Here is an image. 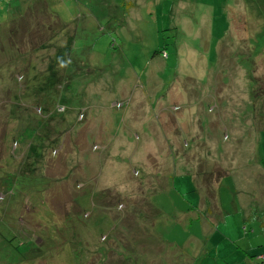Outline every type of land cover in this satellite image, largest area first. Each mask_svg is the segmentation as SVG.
Listing matches in <instances>:
<instances>
[{
	"label": "rangeland",
	"instance_id": "1",
	"mask_svg": "<svg viewBox=\"0 0 264 264\" xmlns=\"http://www.w3.org/2000/svg\"><path fill=\"white\" fill-rule=\"evenodd\" d=\"M14 1L0 0V19L27 5ZM61 1L59 12L73 19L76 44L61 74L64 82L72 80L49 82L39 93L26 45L23 56L9 49L0 62L1 81L18 87L16 97L0 88V177L18 170L21 152L13 140L21 132L51 139L49 155L60 149L43 167L51 177L43 194L30 193L48 181L41 169L0 187V264H229L234 250L243 256L242 247L260 244L259 226L244 232L235 222L252 203L264 211V0ZM65 41L55 44L65 48ZM44 68L38 72L47 76ZM13 75L27 78V91L25 79ZM13 98L23 106H13ZM22 114L27 120L19 122ZM25 122L37 130L24 128ZM257 130L262 167L255 162ZM223 149L235 154L224 158ZM222 166L244 171V182L232 174L220 180L231 220L211 230L218 209L207 212L199 191L217 187ZM237 183L245 192L235 207L230 200L240 195ZM144 202L158 211L148 245L136 238L138 226L150 227ZM192 206L205 212L185 213ZM30 218L34 229L11 239V228ZM43 232L49 247L41 262ZM10 239L33 245L29 251L19 246V253Z\"/></svg>",
	"mask_w": 264,
	"mask_h": 264
},
{
	"label": "trees",
	"instance_id": "2",
	"mask_svg": "<svg viewBox=\"0 0 264 264\" xmlns=\"http://www.w3.org/2000/svg\"><path fill=\"white\" fill-rule=\"evenodd\" d=\"M18 1H22L24 3H27V5L23 6L25 8H23V10H21L20 12H15V11H10L9 13L7 12V15L3 19H0V62H3L4 58L6 57L5 51L9 50V49H12L13 51H15L18 56H23L22 47L24 45H26L29 50L25 52V56L26 57L28 56V58H29L28 64L33 62V64H30V65H33V67L35 68L33 77L36 78V80L38 81V83H36V85H35V88L38 89V92L41 93L43 88L46 85H48L49 82L53 83V85H64V86H66L69 83V81L72 79H70L67 82H64L62 80V78H64L65 74H61V67H63V66L67 67V60L71 61V55L75 54V56H76V44H75L74 33L72 32L75 30L70 25V24H72L73 19L70 16L65 18V16L59 12L62 8H64V5L62 4L61 0H15L14 1L15 6L17 5ZM12 8H13V6H10V9H12ZM105 21L108 22L109 20H105ZM51 25L54 27H58V30L53 29L51 27ZM68 27H71V28H68ZM40 32L41 33L45 32L47 34V37L45 39H43ZM62 38L66 40L65 41V43H66L65 48H61L60 46H56V44H55V43L60 42L62 40ZM51 48H54V52L52 55L50 52ZM46 54L49 55V57H46ZM36 62H38V63L35 64ZM42 64L43 65L45 64L44 72L48 73L47 76L44 75V73H42V72L41 73L38 72V67H39V65L41 66ZM56 64H58L60 68H58L56 66ZM0 66H2L1 63H0ZM41 74H43V76ZM3 76H4V74L2 72H0V88L7 87L10 90V92L12 93L11 95L16 97L17 95L13 94V93L16 92V88H18V87L17 86L15 87L14 82L13 81L10 82V79H9V82H2L1 80H2ZM13 76H18L20 78L23 77L25 79L24 82H26V84H24V86H25L24 89H26V91H27V87H28V86H26L28 84L27 78L24 76H21V75H13ZM68 76H71V72L68 74ZM5 77H6V75H5ZM11 87L14 88V91L11 90ZM35 96L36 95H34V97ZM9 98H10V96H9ZM14 98H13L12 105L17 107V108L20 107L22 105L21 103L23 101H17L16 100L14 102ZM60 103L62 105H59V106H62L64 109L66 106L62 102H60ZM28 106H30V105H28ZM24 107H26V106H24ZM32 109H36L38 111V115H40L41 117L44 118V115L39 114L42 111H40L38 108H32ZM50 114H47V117L51 118L52 116ZM22 118H25L27 120L26 115L22 114V115L18 116V121L21 122L19 119L22 120ZM82 118H84V111L79 110V112L77 113V119L82 120ZM26 124H27L28 128H30V130L31 129L37 130L36 125H32L33 124L32 122H29V124H28V122H25L24 128H25ZM262 127L264 128L263 123H262V126L260 128H262ZM258 132H259V130H257V138L255 139L256 142L255 143L253 142V145L255 147H257V148H255V153H256L255 162H256L258 167H262L261 166L262 159L259 156L260 152L258 149L259 148V141H260V139H258V136H259ZM20 136L21 137H20L19 141L13 140L14 144L17 143L18 146H20L21 154L18 157L20 159V162H19V167L16 168L18 170L14 171V167L10 166V169L12 167L13 168L9 171V173H6V177H0V187L8 186V184L11 181H13L14 178H16L18 176H20L19 179H20V181H22L25 178L24 175L27 172H29L31 174V176L33 175V173L38 174V172L41 169V171L43 172V176L46 177L48 181L45 182L43 184V186L40 187L41 188L40 190L33 189L30 191V193H35L36 195L43 194V191L45 192V190L48 188V186L51 183V177L49 178V177L45 176V173L43 171V167L46 165L47 159L49 157H51L53 153L55 154L53 157H55L56 152H58V150H60V149L59 148L56 149L52 154L49 155L48 151L53 147L52 146L53 142L51 139H47L46 136L40 138V137L36 136V134L34 132L32 133L31 137H24V134H22V132H21ZM19 142L21 143V145H19ZM238 147H235V149ZM220 152H221V156L223 155L224 158H228V154H230V153H231L230 157L235 154V151L230 152L229 150H224V149ZM236 153H237V151H236ZM8 157H13L12 153L10 155L8 154ZM27 160L29 161V167L28 168L26 167V161ZM70 162H71V160H70ZM72 167H73V165H72ZM221 169L223 170V172H222L223 174L220 177V179L218 180V185L216 188H212V187L210 188L209 185L206 186L204 184L205 185V187H204L205 194L204 195H203V193H204L203 191L200 192L198 190L200 195L203 196V198L205 199V202L207 201V203H206L207 206L205 207V210L207 212H211L210 210L213 208H214V210L216 208L219 210V211L217 210L216 212H214V216H215L214 220L212 222H209V223H208V218H205V215L203 214V221H207L209 228H211V230L213 229V227L217 223L219 224L220 222H222L224 220V218L226 217L225 215L227 214L220 207V202H221L220 193L222 192L220 180L223 177L227 178L228 175L232 174L230 177H232L234 175L235 178L240 180V182H244L242 180V178L244 177L243 175L245 174L244 171H242L240 169H236L234 172H231L230 168L225 169L224 167ZM72 173L73 172L71 171L70 175ZM260 178L262 179V182H263L262 175L260 176ZM205 183H207V182H205ZM236 186H237L236 190L240 193V195H239L237 200H236V197H234V196H233L234 198L231 199L232 204L235 205V207L237 206L236 202H238V204H239V200L241 199V195L243 194V192H245L243 189L239 188V183H237ZM82 187H83V185L81 187L78 186L77 188H78V190H80ZM208 189H209V191H208ZM147 203L148 202H144L143 204H147ZM74 204H75V202H74ZM148 204H147V212L145 213V216L147 217L148 211H150V215H149L150 216L149 219L151 220L150 227L147 229L143 226H138V230H137L138 234L136 236V238H138L139 241L144 240L146 242L145 243L144 241H141V244L144 243L146 245L150 244L149 240H152L155 238V236L152 235L153 232H152L151 226L153 224V219L158 212L157 210L153 209V207L150 204L149 205ZM192 207L194 208V210L188 209L185 213H190L191 211L195 212L197 210L200 211V209H198L197 206H192ZM245 207H246V205H245ZM245 207H243L244 210H245ZM201 211H203V210H201ZM201 211L199 213H201ZM203 212H205V211H203ZM83 214L85 215V212ZM71 216L72 215H69L68 219ZM189 216H190V214H189ZM41 218L45 222V216L44 217L42 216ZM242 219H244L243 220L244 222L241 221L239 228H241L244 232L246 230L253 229L254 224L259 226L260 235H261L260 239L261 240L259 239L258 243H260V244L255 245V246H248L245 248L242 247L245 251H247L243 256L240 253L236 254L235 251H237V250H234V255L231 257L232 260H230L229 264H264V211L263 212L257 211L254 208V205L252 203V205L247 209V213H244V216H242ZM30 220H32L34 222V219L30 218L29 221ZM53 220L54 221L55 220L61 221L62 223H64V221H65L63 216H60V218H57L55 215H53ZM18 225L19 226L14 225L13 228H11L10 232L13 233L11 239H13L17 236H20L18 233L21 234L23 232V230H26L27 228H33L34 229V227L36 226V224L35 223L33 224L31 221L29 222L28 225L23 226V227H20L21 226L20 223H18ZM207 227H208L207 225H204L203 229L205 230ZM135 231L136 230H134V232ZM205 233H207V231H205ZM29 236H30V234L28 235V237ZM11 239L6 241V242H8V244H10L19 253L21 251V248L19 246L22 245L23 246L22 248H24L26 251H29L30 245H33L30 240H27V241L21 240V241H19V244L17 246L12 245ZM206 240H208V239L203 240L202 251L207 249V245H204V242L206 243ZM46 241H47V238L45 236V232H43L40 236V242H39L40 252H39L38 256L36 257V260H40L41 262L45 261L46 247H49V246H46ZM220 241H221V238L219 237L218 245L220 244ZM117 243L120 244V240H117ZM126 248H127V246H126ZM134 249H135V244H134ZM233 249H234V247H233ZM141 251L143 252L142 249H141ZM202 251H201V253H202ZM206 254H207V250H206ZM206 254L204 253V256ZM25 262L27 263V261H25ZM120 263L122 264L123 262H120ZM27 264H29V263H27ZM200 264H203V262H201ZM219 264H223V263L220 261ZM224 264H228V263H224Z\"/></svg>",
	"mask_w": 264,
	"mask_h": 264
},
{
	"label": "crops",
	"instance_id": "3",
	"mask_svg": "<svg viewBox=\"0 0 264 264\" xmlns=\"http://www.w3.org/2000/svg\"><path fill=\"white\" fill-rule=\"evenodd\" d=\"M258 149H260V148H258ZM233 198H234V197H233ZM233 198H232V199H233ZM230 201H231V200H230ZM239 202H240V200H239ZM220 207H221V209H223L222 202H220ZM241 209H242V211L244 212V208L241 207ZM218 211H219V210H218ZM225 212H226V211H225ZM243 216H244V213H243ZM230 220H231V219H227V218L225 217L223 221H224V222H225V221L227 222V221H230ZM243 220H244V219H241V220L239 219V221H238L237 224H236V222H235V227H238V228H239L238 224H239V223L241 224V221H243ZM243 222H244V221H243ZM225 226H226V225H225ZM253 234H254V237H253V238L256 239V238H257V237H256L257 235H256L255 233H253ZM218 235H219V234H218ZM219 237H220V236H219ZM247 237H249V234H248ZM235 253L238 254L239 252H238V251H235Z\"/></svg>",
	"mask_w": 264,
	"mask_h": 264
}]
</instances>
